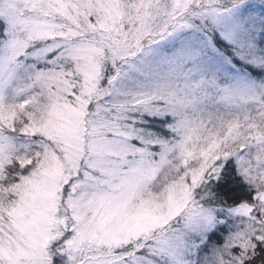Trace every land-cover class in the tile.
Instances as JSON below:
<instances>
[{
  "label": "snow or ice",
  "instance_id": "6c2138e0",
  "mask_svg": "<svg viewBox=\"0 0 264 264\" xmlns=\"http://www.w3.org/2000/svg\"><path fill=\"white\" fill-rule=\"evenodd\" d=\"M0 264H264V0H0Z\"/></svg>",
  "mask_w": 264,
  "mask_h": 264
}]
</instances>
